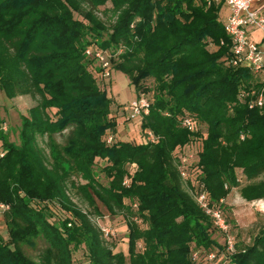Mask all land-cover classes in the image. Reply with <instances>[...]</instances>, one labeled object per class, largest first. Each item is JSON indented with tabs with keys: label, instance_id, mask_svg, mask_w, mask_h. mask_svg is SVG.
<instances>
[{
	"label": "trees",
	"instance_id": "obj_1",
	"mask_svg": "<svg viewBox=\"0 0 264 264\" xmlns=\"http://www.w3.org/2000/svg\"><path fill=\"white\" fill-rule=\"evenodd\" d=\"M108 2L110 22L98 14ZM226 6L225 0H0V87L9 97L18 88L40 97L22 115L19 143L0 133V203L9 205L0 264H74L82 246L90 264H196L194 243L221 246L212 237L217 226L195 199V179L185 177L192 194L179 168L178 149L194 134L203 138L196 179L211 204L226 212L234 190L247 201L264 199V105L250 107L258 78L232 64ZM91 44L125 47L113 68L130 78L137 95L148 93L141 127L156 142L117 137L113 100L85 52ZM185 116L194 119V131L183 126ZM44 136L48 153L39 144ZM97 165L108 185L97 180ZM73 188L95 209L98 199L111 214H123L128 259L74 202ZM51 202L65 218L50 220ZM250 231V242H235L230 264H264V217ZM39 237L46 246L35 258L26 247Z\"/></svg>",
	"mask_w": 264,
	"mask_h": 264
},
{
	"label": "rangeland",
	"instance_id": "obj_2",
	"mask_svg": "<svg viewBox=\"0 0 264 264\" xmlns=\"http://www.w3.org/2000/svg\"><path fill=\"white\" fill-rule=\"evenodd\" d=\"M112 6L111 2H108L106 5L99 7L98 14L102 17H104L106 20L113 21V16L111 12H107L106 10L109 9ZM145 84H149L148 81H145ZM108 91V95L112 98L113 104L115 108H121L122 110L124 108L128 107V104L130 101H132L134 98H136V89L133 83L131 82L130 78L120 70H117L116 68H113V74L111 79H108L105 83ZM2 94H4L3 98L6 100V106L2 105L0 112V133L2 131L7 135L8 139L10 141H14L16 143L20 142L19 139V132L22 122V115H29V110L33 106L37 105L39 101V96L34 97L32 93H24V90L21 91V89H17V93L13 95L12 97H9L3 89ZM148 94L147 92H145ZM7 96V98L5 97ZM137 120V119H135ZM132 122V125H135L139 129V134H142V139L136 140L134 139L133 142H145L146 140V131L142 130L141 127V119L139 118L135 123ZM129 122V121H128ZM6 127V128H5ZM124 126H121L120 131L123 132ZM135 128V130H138ZM198 129H200L201 132L205 131V127L199 126ZM68 131H65V134ZM118 134V131H117ZM119 139H122L121 135H117ZM56 138L59 142L64 141V135L57 134ZM192 141L188 146H184L182 148L178 149L179 155H184L189 157L190 154L193 155V159L190 160L187 163V176L190 179H195L194 182L197 184L199 181L196 179L197 177V166L196 162L199 157L200 151H202L203 148V138L197 134H194L192 137ZM39 144L44 149L46 153L49 152V147L47 146V136L39 137ZM96 171V178L97 180L102 183L103 185H108L110 178L106 175L105 171L103 170V167L101 165L95 166ZM185 178V177H184ZM81 183H85L83 179H80ZM185 187L193 194L194 191L191 188V185L187 178L184 179ZM233 192H237V190H234ZM232 192V193H233ZM71 196L78 204L79 207H81L84 211L89 213V216L91 220L97 224L99 227L106 226L111 228L114 231V234H109L104 236L109 241V244H115V251H123L127 259L129 258V252H128V227L126 220L122 213L117 214H111L110 211L107 209L104 203H102L100 200H96V209L95 206H92L89 204L88 200L84 197V195L79 192L77 189L73 188L70 190ZM235 202V201H234ZM51 210L53 213V216L50 218V220H58L63 219L66 217L67 213L61 208V206L58 203L51 202ZM126 203L128 204L129 201L126 200ZM226 206V215L230 219V223L232 225V233L235 235L236 242H238V245L243 243H248L252 240V233L250 231V225H242L243 222H247V219H241L238 216L234 215V210L236 203L234 205H231L228 202H224ZM241 208H244V206H241ZM0 234L4 236L5 239L8 240L9 233H8V227L4 218V215L2 211L0 210ZM212 237L218 242L219 246L215 249H206L202 246H196L194 243L192 245L193 248V255L194 252H199L198 256L196 258L193 257L196 264H212L211 261L207 258V253L212 250H223V248H226V240L227 236L224 232H222L219 229H215L212 233ZM46 246V241L39 237L36 239V246L35 247H26L29 254L37 258L39 252ZM223 246V248H222ZM139 247H141V244H139ZM227 253L219 252L217 256V262L219 264H230L229 258L227 256ZM74 264H90L88 252L85 249L84 246H82L80 249L76 250L74 252Z\"/></svg>",
	"mask_w": 264,
	"mask_h": 264
},
{
	"label": "built area",
	"instance_id": "obj_3",
	"mask_svg": "<svg viewBox=\"0 0 264 264\" xmlns=\"http://www.w3.org/2000/svg\"><path fill=\"white\" fill-rule=\"evenodd\" d=\"M259 1L262 0H225L230 10L226 20V31L231 36L233 43L232 64L247 66L259 81V88L252 91L254 98L250 102V107L264 105V40L260 44L247 36V28L250 26H255L264 33V14L252 8V4ZM124 50V46H120L118 50L103 49L97 44H91L86 48L85 52L87 56L93 58L96 61V65L99 67L98 80L100 82L105 84L108 79H111L113 74V60L117 58L120 53L124 52ZM125 109L126 119L128 121L141 119L143 115L148 114L150 109L148 95L144 92L140 93L129 102L128 107ZM182 124L191 131H194L196 128L195 121L191 116L183 117ZM113 140L114 136L110 134L107 137V142L112 143ZM157 140L158 137L152 130L146 132L145 142H156ZM4 154L5 152L3 151L0 156ZM192 159V154H190L189 157L180 155L179 168L183 177H187V163ZM123 183L128 185L130 183L129 178H126ZM195 199L205 212L211 216L217 228L227 236L226 248L223 250L218 249V251L212 250L207 253V258L212 264H219V262L216 261L219 252L230 254L235 250L236 238L232 233L231 224L221 204L210 203L203 184L197 183L195 185ZM221 202H223V200ZM134 206L136 207L137 204H134ZM8 208V204L0 203V210L2 213ZM259 210L264 213V205H260ZM101 229L105 235L114 234V231L109 227L101 226ZM198 254L199 252H194L193 257L196 258Z\"/></svg>",
	"mask_w": 264,
	"mask_h": 264
},
{
	"label": "crops",
	"instance_id": "obj_4",
	"mask_svg": "<svg viewBox=\"0 0 264 264\" xmlns=\"http://www.w3.org/2000/svg\"><path fill=\"white\" fill-rule=\"evenodd\" d=\"M252 8L254 10L259 11L260 13L264 14V0L259 1V2H254L252 4ZM230 13V10L228 6H226L224 10V17L226 18ZM247 36L254 40L257 43H262L264 40V33L262 30L255 26H250L247 28ZM4 94H2V91L0 90V109L2 108V105L6 106V100L3 98ZM137 96V94H136ZM7 98V96H5ZM112 115L117 119V131L118 134L121 135L123 141H133L136 139L137 141L142 139V134H139V129L138 125L137 127L135 125H132V122H128L126 119V109L124 108L123 110L121 108H115L114 105H112ZM1 116V112H0ZM138 120V119H137ZM137 120L133 121L135 123ZM121 126H124V131L121 132L120 128ZM135 128L138 130L136 131ZM117 134V135H118ZM141 143V142H137ZM3 145L2 141L0 139V154L3 152ZM226 202L230 203L231 205H234L236 203L234 210V215L237 217L238 216L241 219H247V222H243L242 225H251L253 221H255L258 217H264V213L259 210L260 205H264V199H258L254 201H247L244 198H242L238 191L231 193V195L225 200ZM235 201V202H234ZM241 206H244V208H241Z\"/></svg>",
	"mask_w": 264,
	"mask_h": 264
}]
</instances>
